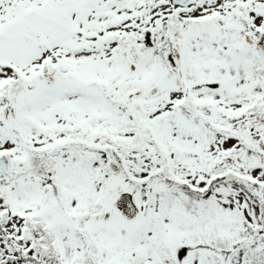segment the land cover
<instances>
[{
	"label": "snow or ice",
	"instance_id": "obj_1",
	"mask_svg": "<svg viewBox=\"0 0 264 264\" xmlns=\"http://www.w3.org/2000/svg\"><path fill=\"white\" fill-rule=\"evenodd\" d=\"M0 264H264V0H0Z\"/></svg>",
	"mask_w": 264,
	"mask_h": 264
}]
</instances>
